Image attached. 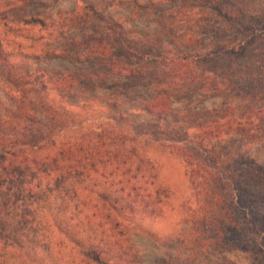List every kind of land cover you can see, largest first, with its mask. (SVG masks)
Here are the masks:
<instances>
[{
    "label": "trees",
    "instance_id": "trees-1",
    "mask_svg": "<svg viewBox=\"0 0 264 264\" xmlns=\"http://www.w3.org/2000/svg\"><path fill=\"white\" fill-rule=\"evenodd\" d=\"M32 1L0 0V64L65 54L66 46L48 47L23 29L62 35L100 15L84 3L53 21L29 11ZM202 1L192 20L205 35L180 33L176 43L162 29L138 45L118 21L101 18L92 41L70 39L92 71L42 81L20 65L8 80L14 108L0 122V264H140L127 224L136 214L158 216L170 196L140 143L176 154L200 199L186 246L216 264H264V168L242 150L264 141V1ZM105 79L150 89L139 108L152 119L119 108L121 95L109 94L117 102L106 114L87 117L44 95L48 80L70 90ZM187 93L220 102L174 107Z\"/></svg>",
    "mask_w": 264,
    "mask_h": 264
},
{
    "label": "rangeland",
    "instance_id": "rangeland-1",
    "mask_svg": "<svg viewBox=\"0 0 264 264\" xmlns=\"http://www.w3.org/2000/svg\"><path fill=\"white\" fill-rule=\"evenodd\" d=\"M263 1L247 0L251 6H258ZM84 3L97 5L100 13L98 17L91 18L85 25H73L62 35L57 34L52 27L47 30L23 29L20 32L22 35L31 34L33 37L41 35L43 38L40 41L47 42L48 47L66 46V52L61 56L45 59L42 57L22 59L14 56L0 64V122L5 120V116L11 112L10 109L14 108L7 99L6 91H10L8 80L18 72L17 69L20 65L26 67L27 71L43 73L42 81H46L48 78L54 81L55 78H58L56 73L65 75L68 72L92 71L96 65L83 61L79 57L81 46L70 44V39L76 42L82 38L92 41L91 38L96 37V28L101 18L110 17L118 21L125 32L126 39H133L135 42H139L138 45L146 44L144 42L147 38L150 40L162 29L172 30L176 43L180 42V39L176 38L180 33H186L188 36L207 33L206 26L203 25L199 28L192 20L199 17L201 13L198 6L193 8L192 5H204L202 0H33L28 10L51 14L53 21H58L60 19L58 17H67V11L81 8ZM167 10V14L164 15ZM57 12L61 13V16ZM169 13L172 14L171 18H168ZM182 13L188 14L182 15ZM17 40L20 41V44L29 42L26 38L18 37ZM51 80L46 82L44 95H46L47 101L52 99L61 104L60 108L62 107V109L68 108L80 112L82 116L86 117L95 115V113L102 115L110 111V103L117 102L114 100L115 95H117V99L121 95L120 98H127L126 103L119 108L136 119H152L139 108V104L151 94V90L146 86L139 85L138 81L105 79L101 83H85L70 90H61L59 84H50ZM177 98L174 107L179 105L210 107L220 102L218 98L201 100L200 97L188 93L182 97L177 96ZM37 99L36 96L35 101ZM35 103L33 107H35ZM70 104L73 106H69ZM35 110L37 111L36 108ZM137 147L139 153L154 164L159 180L170 191V196L158 216L136 214L130 218L127 224L130 241L138 253L140 264H216L214 256L205 254L204 251L198 253L194 251V248L185 245L186 239L190 237L189 234H186L189 216L192 212L193 214L196 211L199 212L201 205L199 197H196L192 191L182 160L176 154L168 152L155 143H140ZM245 148L247 149L244 151ZM242 150L247 153L249 158L264 168V141L245 146Z\"/></svg>",
    "mask_w": 264,
    "mask_h": 264
}]
</instances>
